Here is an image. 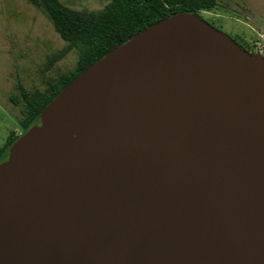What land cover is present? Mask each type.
Listing matches in <instances>:
<instances>
[{"label":"water","instance_id":"1","mask_svg":"<svg viewBox=\"0 0 264 264\" xmlns=\"http://www.w3.org/2000/svg\"><path fill=\"white\" fill-rule=\"evenodd\" d=\"M0 264H264V54L181 11L80 72L0 162Z\"/></svg>","mask_w":264,"mask_h":264},{"label":"rangeland","instance_id":"2","mask_svg":"<svg viewBox=\"0 0 264 264\" xmlns=\"http://www.w3.org/2000/svg\"><path fill=\"white\" fill-rule=\"evenodd\" d=\"M87 13L106 7L110 0H60ZM255 14L247 20L244 8ZM210 23L252 52L264 48V0H217L215 8L201 11ZM262 14V15H259ZM259 16V17H258ZM261 17V18H260ZM249 22V25H248ZM256 32H253L254 27ZM253 39L250 40V36ZM257 41V42H256ZM84 48L64 40L48 14L28 0H0V148L25 130L28 101L22 87L36 100L52 92L51 85L63 74L78 69ZM35 100V101H36ZM16 133V135L14 134ZM15 141V140H14ZM7 151L0 154V162Z\"/></svg>","mask_w":264,"mask_h":264},{"label":"trees","instance_id":"3","mask_svg":"<svg viewBox=\"0 0 264 264\" xmlns=\"http://www.w3.org/2000/svg\"><path fill=\"white\" fill-rule=\"evenodd\" d=\"M28 1L48 14L55 30L64 40L82 46L85 51L79 59L78 69L63 74L59 82L51 85L52 92L45 97L36 100L20 87L23 97L29 103L22 124L25 131L39 120L41 110L71 80L115 46L167 16L181 11L200 13L212 10L217 5V0H110L105 8L87 13L70 8L60 0ZM18 137L14 136L8 141L4 148L7 155ZM4 149H0V154Z\"/></svg>","mask_w":264,"mask_h":264},{"label":"crops","instance_id":"4","mask_svg":"<svg viewBox=\"0 0 264 264\" xmlns=\"http://www.w3.org/2000/svg\"><path fill=\"white\" fill-rule=\"evenodd\" d=\"M247 9H245L244 8V10H243V12H246L245 14H247V16H250V15H252V16H250V17H246V19L247 20H250V21H254V24H255V20H253V17H254V15L253 14H251V13H249V12H247L248 11V7H246ZM259 15H262V14H259ZM259 17V16H258ZM261 18V17H260ZM248 25H249V22H248ZM254 27V26H253ZM255 29H253V32H256L257 30H256V27H254ZM253 35H255V33H253L249 38H250V40H252L254 37H253ZM256 36V35H255ZM257 42V41H256ZM1 149V148H0Z\"/></svg>","mask_w":264,"mask_h":264},{"label":"built area","instance_id":"5","mask_svg":"<svg viewBox=\"0 0 264 264\" xmlns=\"http://www.w3.org/2000/svg\"><path fill=\"white\" fill-rule=\"evenodd\" d=\"M260 53L264 54V48L259 50Z\"/></svg>","mask_w":264,"mask_h":264}]
</instances>
